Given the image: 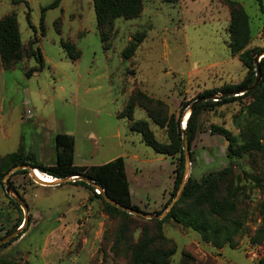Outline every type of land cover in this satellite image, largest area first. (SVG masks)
<instances>
[{"label": "rangeland", "instance_id": "rangeland-1", "mask_svg": "<svg viewBox=\"0 0 264 264\" xmlns=\"http://www.w3.org/2000/svg\"><path fill=\"white\" fill-rule=\"evenodd\" d=\"M0 1L9 12L11 0ZM54 1L15 0L12 5L27 48L25 58L14 69L0 74V97H6V106L34 99L37 127L30 123L24 128L25 145L29 146L35 129L42 131L41 138L47 141L54 134L73 131L79 170L101 167L123 154L134 204L141 212H164L172 198L182 152L172 140L169 120L175 115L185 128L199 95L240 85L248 74L240 54L230 49L229 6L224 0H145L146 11L139 19H117L110 40L102 42L93 0H60L58 7L46 11L41 36V10ZM231 1L238 2L250 20L251 42L245 50L263 51L264 14L257 1ZM141 33L143 42L133 57L125 60L123 54L132 38ZM34 37L38 45L32 49L41 50L45 67L38 77L29 78L27 71L38 66L27 54L29 40ZM64 44L76 46L81 54L78 60L68 57ZM242 95H233L240 96L234 102L203 109L189 147V179L201 182L210 174L224 173L219 187L222 197L237 202L242 228L231 242L222 247L207 243L197 231L173 219L166 220L159 230L157 223L134 215L111 216L100 198L93 201L91 209L87 205L73 209L92 190L72 184L77 179L60 186L41 185L27 170V174L13 173L11 182L28 206L30 221L17 242L0 247V264H259L264 258V238L260 244L253 239L257 229L264 227V85ZM143 97L153 102L152 118L144 110ZM131 104L133 120L148 121L155 139L172 146L174 155L157 154L143 143L140 134L130 132L131 121L118 115ZM27 116L30 118V110ZM212 126L232 135L236 158H228L229 141L212 133ZM89 132L105 139H96L101 149L83 162L82 154L91 152L85 141ZM4 137L0 127V156L16 152L17 133ZM252 139L259 141V148L248 147ZM183 152L185 155L184 148ZM135 154L149 164L138 165ZM7 168L2 167L1 172ZM3 179L0 241L21 229L25 218L21 205L6 193ZM227 187L236 191L234 199ZM179 210L196 212V203L184 202ZM39 211L44 220L37 217ZM59 215L61 227L54 220ZM140 247H145L146 256L136 263Z\"/></svg>", "mask_w": 264, "mask_h": 264}, {"label": "trees", "instance_id": "trees-1", "mask_svg": "<svg viewBox=\"0 0 264 264\" xmlns=\"http://www.w3.org/2000/svg\"><path fill=\"white\" fill-rule=\"evenodd\" d=\"M14 4L15 0H11ZM229 6L231 11L230 18V49L235 54H240V59L248 69V74L240 85L237 86H226L221 89H212L205 91L199 95L196 100L204 97H212L211 100L197 104L190 114L188 121L186 122L185 130L187 134L189 147L192 144L196 130L197 120L203 109H213L236 100H239L240 96L233 97L227 95L239 90H245L251 87L257 78V67L255 63V57L261 52L260 49L245 50L251 42L250 36V20L245 13L243 7L238 3L231 0H224ZM260 12L264 14V3L263 0H256ZM169 2V1H167ZM60 0H55L52 4L44 7L41 10L40 29L41 36H44V16L46 11L49 9H55L58 7ZM172 3V2H169ZM94 11L97 20V26L101 35L102 42L110 40L114 22L117 19L134 20L139 19L145 10V0H93ZM58 20V24H59ZM34 32L35 28L32 26ZM145 38L143 33L135 35L131 44L127 47L123 54L125 60H129L137 52V49L141 45ZM38 45V38L34 37L29 40L28 49L30 50L27 54L29 57H33L38 66L31 68L27 71L26 76L31 77L35 72H40L45 67V60L42 52L39 48L32 49L33 45ZM65 52L68 57L72 60H78L80 57V51L77 50L75 45L64 44ZM26 45L23 44L21 33L19 30V24L15 13L6 15L0 19V57L1 62L5 70L14 69L25 57ZM76 50L73 52V50ZM261 74L263 75L262 81L258 86L249 92L244 93L242 96H246L254 93L259 87L264 85V57L260 63ZM222 95V96H221ZM227 95V96H225ZM217 96L219 99L214 101ZM195 100V101H196ZM194 101V102H195ZM144 110L148 114L147 116L152 118V106L153 102L148 97H143ZM193 104V103H192ZM185 103H182L181 114L183 113ZM134 105H128L125 113L119 114V118H125L131 121L130 130L131 132L138 133L141 135L143 143L149 148L153 149L157 154L162 155H174L173 147L163 146L154 137L150 124L148 121L135 122L134 117ZM169 129L171 130V137L174 144L181 148V157L178 169L176 170V179L174 183V189L172 192V198L165 205V209L171 203L172 199L176 196L184 176L185 170V155L183 152L184 145V129L181 127L180 121L176 120V116L173 115L168 122ZM212 133L224 135L229 141L228 158L234 159L238 156V150L234 149L236 144L235 139L225 129L212 126ZM55 144L57 149V162L56 165H45L39 161L35 153L27 152L24 146L13 154L6 156H0V181L6 176V174L17 166L29 165L37 171L47 174L51 179H65L68 177H79L72 184L81 185L92 190L95 197L100 198L104 203V208L107 214L115 217L129 218L132 215L116 208L115 206L107 203L104 199L103 194H97L96 189L86 183L83 178H87L99 185L104 193L117 203L127 208H132L140 211V208L133 203L130 183L127 176L126 167L123 162V157H119L114 161H111L101 167H90L85 170H79L78 166L75 165V138L68 134H58L55 138ZM248 147L259 148V141L254 139L248 142ZM258 146V147H256ZM8 166V168L1 172V168ZM27 170H20L17 174H27ZM224 173L210 174L203 178L201 182L193 179H189L187 182L183 194L180 200L175 204L169 215L163 220H147L150 222L157 223L158 229L161 230L162 225L168 219H173L177 223L182 224L186 228H192L197 231L207 243H212L215 246L222 247L224 244L232 241L233 237L241 230L239 216L240 210H238L237 202L222 197V193L219 190L220 182L224 179L222 177ZM11 182V177L9 179ZM228 193L233 196V199L237 195L236 191H232L230 187L226 188ZM196 203L197 211H180L179 206L182 203L190 202ZM19 208V205L16 203ZM20 209V208H19ZM157 212L155 214H161ZM140 218V217H138ZM143 219V218H141ZM146 220V219H145ZM30 221V220H29ZM28 221V224H29ZM28 226V225H27ZM26 227L21 226L22 232L10 241V243L17 242L23 234L26 232ZM17 228L14 229V232ZM264 238V227L257 229L256 235L253 239L255 244H260ZM4 245V244H3ZM1 245V246H3ZM0 246V247H1ZM173 254L174 250L171 251ZM146 256L145 247L137 249L135 254L136 263H140ZM150 264H157L153 261H149ZM259 264H264V258L260 260Z\"/></svg>", "mask_w": 264, "mask_h": 264}, {"label": "crops", "instance_id": "crops-1", "mask_svg": "<svg viewBox=\"0 0 264 264\" xmlns=\"http://www.w3.org/2000/svg\"><path fill=\"white\" fill-rule=\"evenodd\" d=\"M10 4H11V9L8 12V11H5V9H3L2 2L0 1V19L6 15L11 14L14 11L12 5L13 6H15V5L12 3V1H10ZM145 11H146V9L144 10V13H145ZM6 71L7 70H5V68L3 67V64L1 62V57H0V74H3V73L5 74ZM40 73L41 72H35L31 77H38L40 75ZM0 102H1V104H0V127L3 128L5 139L11 138L14 132L17 133V137L15 140L16 152L21 148V146H24L25 149L27 150V152L35 153L37 155L39 161L42 162L43 164L49 165V166L56 165L57 149H56V144H55V138L59 133L52 135L50 137L49 141H47V140H44L41 138V134L43 132L42 131L40 132V130L38 131L37 129H35L34 131L31 132V140L29 142V146L27 147L25 145L24 128H26V126L30 123H31V125L34 124L33 126L37 127V120L38 119L35 115L36 108L34 106V99L30 97V100L27 98L23 102H21L22 104H18L15 106H12L11 104H9L8 106H6V97L1 96ZM29 110H30V118L27 116ZM129 130H130V126H129ZM130 132H131V130H130ZM65 134L71 135L75 138V134L73 131L72 132L67 131V132H65ZM96 139L102 141L105 138L102 136H99L97 138L95 134H93L92 132L91 133L89 132L88 139H86L85 141L87 142V145H89V147L91 148L90 149L91 152H90V155H87L86 153L82 154V161L83 162L88 161V160H86L87 156L90 157V159H91L93 157L94 152L95 151L98 152L101 149L102 144L99 145L100 143H98ZM75 143H76V138H75ZM76 144H75L74 163L76 160ZM16 152H8L6 154H3V156L13 154ZM119 157H123V154L118 155L117 157H115L111 161H114L115 159H117ZM83 158H85V159H83ZM123 158H125V157H123ZM133 159H135V162H137L138 165H145L146 166L149 164V161L141 159L137 154H135L133 156ZM92 198H94V200H91ZM93 201H98V198L95 197L93 195V193H91L88 196V198L85 197V198L80 199V202L77 203L76 205H74L73 209L79 210L81 205H87L88 209H91L93 206ZM38 216L40 218L42 217L41 219H43L42 212H40V211L37 212V217ZM54 220L58 225H60L59 227H61V225L63 224L62 223L63 222L62 216L59 215ZM56 230L59 231V228H57Z\"/></svg>", "mask_w": 264, "mask_h": 264}, {"label": "water", "instance_id": "water-1", "mask_svg": "<svg viewBox=\"0 0 264 264\" xmlns=\"http://www.w3.org/2000/svg\"><path fill=\"white\" fill-rule=\"evenodd\" d=\"M264 57V50L261 51L259 54L256 55L255 57V63H256V67H257V78H256V81L255 83L249 87L248 89H245V90H239V91H235L233 93H229L227 95H235V94H244L246 92H249V91H252L254 90L258 84L260 83L261 81V77H262V74H261V67H260V63H261V60L262 58ZM225 95V96H227ZM222 96V95H221ZM221 96H217L215 98H219ZM212 97H204V98H201V99H198L196 100L192 107H191V111H190V114L193 113V110L195 108V106L197 104H200L202 102H205V101H208V100H211ZM218 100V99H217ZM184 129V150H185V170H184V176H183V181H182V184L175 196V198L172 200V202L168 205V207L165 209L164 212H162L161 214H150V213H145V212H141V211H138V210H135V209H132V208H127L125 206H122L121 204L117 203L116 201L112 200L110 197H108L103 189L95 184L93 181L87 179V178H83L82 180H84L86 183H88L89 185H92L96 190H99L101 191V193L103 194L104 196V199L107 203L115 206L116 208L118 209H121L131 215H134L136 217H140V218H143V219H146V220H153V219H156V220H163L164 218H166L169 213L172 211L173 207L175 206V204L180 200L182 194H183V191L185 189V186L187 184V182L189 181V174H190V166H191V157H190V150H189V145H188V139H187V134H186V130L185 128ZM17 170H28L29 171V174L30 176L32 177V179L36 182H38L39 184L41 185H49V186H60V185H63L71 180H75V179H78L79 177H68V178H65V179H60V181L56 182V183H46V182H43L42 180L38 179L35 175V170L37 169H33L31 166L29 165H21V166H17L15 167L14 169L10 170L6 176L4 177L3 179V183H4V186L6 187V193L8 195H11L15 198L16 202L19 203L21 205V207L24 209V215H25V218H24V222H23V228L26 227L28 225V221H29V209H28V206L26 205V203L18 196L15 188L13 187V185L10 183L9 179L11 177V175L13 173H15ZM19 232L21 233L22 232V229H19L17 230L15 233H13L11 236L3 239L0 241V246L3 245V244H6L10 241H12L13 238L17 237L19 235Z\"/></svg>", "mask_w": 264, "mask_h": 264}, {"label": "bare ground", "instance_id": "bare-ground-1", "mask_svg": "<svg viewBox=\"0 0 264 264\" xmlns=\"http://www.w3.org/2000/svg\"><path fill=\"white\" fill-rule=\"evenodd\" d=\"M190 116V115H189ZM35 175H36V177L38 178V179H40V180H42L43 182H46V183H55L57 180L56 179H51V178H49V177H47V175L46 174H39L38 172H37V170H35ZM41 173V172H40Z\"/></svg>", "mask_w": 264, "mask_h": 264}, {"label": "built area", "instance_id": "built-area-1", "mask_svg": "<svg viewBox=\"0 0 264 264\" xmlns=\"http://www.w3.org/2000/svg\"><path fill=\"white\" fill-rule=\"evenodd\" d=\"M47 175V174H46ZM54 179H56V178H54ZM56 180H58V179H56ZM96 193L99 195V194H102L101 193V191H99V190H96Z\"/></svg>", "mask_w": 264, "mask_h": 264}, {"label": "flooded vegetation", "instance_id": "flooded-vegetation-1", "mask_svg": "<svg viewBox=\"0 0 264 264\" xmlns=\"http://www.w3.org/2000/svg\"><path fill=\"white\" fill-rule=\"evenodd\" d=\"M7 238V237H6Z\"/></svg>", "mask_w": 264, "mask_h": 264}]
</instances>
